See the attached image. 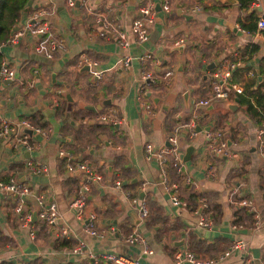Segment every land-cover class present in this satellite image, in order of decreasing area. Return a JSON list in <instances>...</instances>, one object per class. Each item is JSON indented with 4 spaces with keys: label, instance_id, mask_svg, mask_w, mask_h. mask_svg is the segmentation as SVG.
Wrapping results in <instances>:
<instances>
[{
    "label": "crops",
    "instance_id": "crops-1",
    "mask_svg": "<svg viewBox=\"0 0 264 264\" xmlns=\"http://www.w3.org/2000/svg\"><path fill=\"white\" fill-rule=\"evenodd\" d=\"M92 1L127 33L126 48L118 45L115 34H100L79 0L73 5L66 0H27L12 29L21 31L18 39L0 45L1 60L15 72L14 79L0 85L1 117H25L49 130L31 131L30 148L0 141V180L16 178L29 185L23 209L32 213L23 226L14 208L15 194L0 189V264H107L105 253L123 254L139 264H193L176 262L174 253L183 247L215 258L213 264H264V146L257 135L263 121L246 112L233 90L227 98L197 104L211 93L213 71L235 61V53L246 61L231 69V81L243 89L247 81L254 79L256 87L264 80L259 67L264 32L257 26L264 16V0L246 8L239 0ZM148 2L154 6V21L148 38L137 42L132 20ZM41 8L46 11L40 18L64 42L52 57L35 51L39 35L27 28L28 18ZM251 23L253 30L243 25ZM80 55L102 70L100 78L80 65ZM124 55L130 57L127 65L121 62ZM236 68L246 70L234 76ZM166 70L172 71L168 79ZM145 72L152 75L146 82ZM141 101L151 105L152 114L142 110ZM108 109L115 110L118 123L97 118ZM185 122L201 129L196 134L189 129L179 132L183 170L178 174L171 165L162 169L155 158H148L145 144L166 145L168 134ZM211 131L225 138L224 152L213 153L208 146ZM61 148L100 176L90 182L81 215L69 202L87 172H69ZM166 180L177 185L180 204L171 201ZM38 193L46 204H56L68 235L37 216ZM244 198L252 206L241 204ZM142 204L148 208L143 217ZM90 213L95 214L93 227L99 234L85 229ZM200 214L208 215L211 224L197 225ZM130 234H137V240L130 241ZM236 239L245 246L218 260ZM79 242L81 250L73 251Z\"/></svg>",
    "mask_w": 264,
    "mask_h": 264
},
{
    "label": "built area",
    "instance_id": "built-area-1",
    "mask_svg": "<svg viewBox=\"0 0 264 264\" xmlns=\"http://www.w3.org/2000/svg\"><path fill=\"white\" fill-rule=\"evenodd\" d=\"M68 5H73L75 0H66ZM255 3V1H254ZM79 5L84 8L87 12L91 13L94 17L95 23L99 26L100 34H105L110 32L115 34L116 41L119 46L122 48H126L129 43L128 35L125 31L120 30L116 25L111 23L104 15L103 12L97 11L94 8V3L92 0H79ZM164 8L168 9V3H164ZM46 9H38L35 10L27 21V28L31 33L39 35V38L35 44V51L40 54H44L47 57H52L54 52L59 51L64 48V42L53 36L48 24L46 21L40 18V15L44 13ZM154 6L152 2H148L142 4L138 8V12L136 16L132 20L131 24V32L135 41L143 42L149 36V28L150 24L154 21ZM257 26L260 29L264 28V16H260L257 20ZM21 31H12L9 42H14L18 39ZM149 56V54H147ZM236 59L235 61H228L224 67H217L212 73V83H211V93L206 98H199L197 100V104H208L213 99L217 98H227L231 92V90L241 93L242 86L236 82L231 81V69L238 67L240 64H244L245 61H241L238 59L239 55L235 53ZM143 58V57H142ZM78 62L80 65L87 66V70L95 76L96 79L101 77L102 70L96 69L92 67L90 60L85 55H80L78 58ZM121 62L123 65H127L130 62V57L128 55L122 56ZM95 63V62H94ZM14 68L9 65V63L2 59L0 62V85L5 80L14 79ZM171 70H166L164 73V78L168 79L171 75ZM152 75L150 72L143 73V81L151 79ZM141 108L146 114H152V107L149 103L141 101ZM97 118L106 121V122H115L118 123V117L114 109H108L104 112H101L97 115ZM185 129H189L191 134H196L197 130L194 124H190L189 122H185L182 124H177L174 129L167 136V144L160 145L158 147H154L151 142H147L145 144L146 156L148 158L153 157L156 159L158 164L162 169H165L167 164L171 165L175 171L180 174L183 170L182 160L179 155V144L177 141V136L180 131H185ZM30 130L39 131L41 133H47L48 129H42L39 126L32 123V121L28 118L21 117L15 121H10L8 119H4L0 115V141L7 140L9 142H13L14 144H20L23 147L30 148ZM209 138L208 146L213 151V153L219 154L224 152L226 149V140L222 136L220 131H211L207 133ZM258 142L260 147L264 146V120L262 125L258 128L257 131ZM263 155H264V150ZM60 155H65L68 157L67 162V170L69 172H74L76 170L84 169L87 172V178L84 183L78 188L76 195L70 200L69 206L74 207L78 215L83 213L82 208L84 207L87 199V192L90 189V182L94 179L100 178V176L91 169L85 162H81L79 160L75 161L73 159V155L71 152L65 151L63 148L59 149ZM28 166L33 167L31 161L28 162ZM36 170H43L44 167L35 166ZM165 181V180H164ZM116 184L119 185V181H116ZM176 184L174 182L165 183L166 190L169 192L170 199L173 203L180 204L181 200L177 196ZM0 189L13 192L16 197L15 203V211L19 215L20 222L23 226H27L28 222L32 217V213L30 211H25L23 206L24 195H27L31 192L29 185L25 182L19 181L16 178H9V180H0ZM38 203L41 206L40 211L37 213V216L43 220H45L48 224H50L54 230L61 233L62 235L69 234V228L63 226L60 223L61 215L58 212L57 206L54 202L45 203L44 195L36 194ZM201 207L206 206L205 200L202 198ZM243 205L252 206V202L248 199H242L240 201ZM195 212H198L196 209ZM148 213V208L142 204L139 209V215L141 217L146 216ZM203 213V212H201ZM95 218L94 213H90L89 216L86 217L85 220V229L90 234H99L93 227V220ZM197 225L208 226L211 224V218L208 215L200 214L199 218L196 221ZM232 227H236L235 224H232ZM33 234V233H31ZM137 234H130L129 240H137ZM244 242L241 239H236L232 241L228 249H226L223 253L220 254V258H225L232 249L234 248H243ZM82 247L81 242L72 247L73 251H80ZM146 251H150V249H146ZM104 259L107 264H139L137 259L131 258L129 256H125L123 254H112L105 253L103 254ZM174 258L176 262L181 263L183 261L190 262L193 264H213L216 259L215 258H203L201 256L196 255L192 250L187 247H183L174 253ZM244 264H252L250 260H247Z\"/></svg>",
    "mask_w": 264,
    "mask_h": 264
},
{
    "label": "trees",
    "instance_id": "trees-1",
    "mask_svg": "<svg viewBox=\"0 0 264 264\" xmlns=\"http://www.w3.org/2000/svg\"><path fill=\"white\" fill-rule=\"evenodd\" d=\"M254 0H239L240 6L246 8L252 3ZM27 0H0V45L10 38L12 29L14 27V23L16 18L18 17L20 11L26 5ZM255 19L254 15H250ZM246 28L253 30L255 29V25L253 23L246 25ZM264 32V29H262ZM2 58V52H0V62ZM241 59L244 58L241 56ZM246 61V60H244ZM243 67V66H242ZM260 71L262 76L264 77V59L260 63ZM243 70L246 68H236L234 71L235 74L240 75ZM235 79V78H234ZM252 81H247L243 84V91L241 93H237L240 103L245 105L246 112L252 116L257 122L261 123L264 120V80L256 87H253Z\"/></svg>",
    "mask_w": 264,
    "mask_h": 264
},
{
    "label": "water",
    "instance_id": "water-1",
    "mask_svg": "<svg viewBox=\"0 0 264 264\" xmlns=\"http://www.w3.org/2000/svg\"><path fill=\"white\" fill-rule=\"evenodd\" d=\"M86 68H87V66H86ZM236 100H238V98H236ZM108 102H109L108 100H107V101H103L104 104H106V103H108ZM87 107H90V108H92V109H96V108H99L100 106L90 105V106H87ZM195 128H196V130H200V129H201V127L198 126V125H197ZM30 132H31V130H30Z\"/></svg>",
    "mask_w": 264,
    "mask_h": 264
}]
</instances>
